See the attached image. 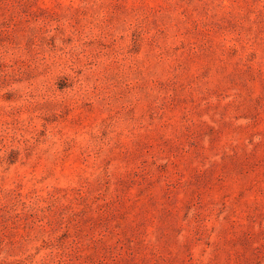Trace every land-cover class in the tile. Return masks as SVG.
I'll use <instances>...</instances> for the list:
<instances>
[{
    "label": "rangeland",
    "instance_id": "1",
    "mask_svg": "<svg viewBox=\"0 0 264 264\" xmlns=\"http://www.w3.org/2000/svg\"><path fill=\"white\" fill-rule=\"evenodd\" d=\"M0 264H264V0H0Z\"/></svg>",
    "mask_w": 264,
    "mask_h": 264
}]
</instances>
